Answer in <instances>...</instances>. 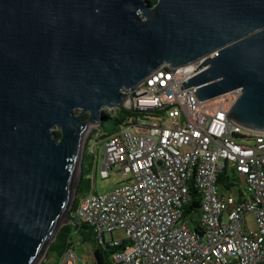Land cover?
<instances>
[{
  "label": "water",
  "instance_id": "water-1",
  "mask_svg": "<svg viewBox=\"0 0 264 264\" xmlns=\"http://www.w3.org/2000/svg\"><path fill=\"white\" fill-rule=\"evenodd\" d=\"M196 61L183 88L239 89L228 117L264 133V0H0V264L47 254L105 109Z\"/></svg>",
  "mask_w": 264,
  "mask_h": 264
},
{
  "label": "built area",
  "instance_id": "built-area-1",
  "mask_svg": "<svg viewBox=\"0 0 264 264\" xmlns=\"http://www.w3.org/2000/svg\"><path fill=\"white\" fill-rule=\"evenodd\" d=\"M199 63L158 67L120 105L146 114L127 120L131 130L96 139L100 169L94 149L91 186L71 217L92 226L98 243L123 230L124 238L107 242L121 246L114 264H264V133L228 117L239 89L203 101L195 86L183 88ZM113 172L124 182L94 192L96 176ZM224 174L239 186L237 198L234 186L220 187ZM194 200L196 211L188 209ZM248 213L255 229L246 230ZM71 249L58 264H76Z\"/></svg>",
  "mask_w": 264,
  "mask_h": 264
},
{
  "label": "trees",
  "instance_id": "trees-1",
  "mask_svg": "<svg viewBox=\"0 0 264 264\" xmlns=\"http://www.w3.org/2000/svg\"><path fill=\"white\" fill-rule=\"evenodd\" d=\"M156 0H151L152 3H154ZM120 113L112 115L110 112H105V117L102 122V124H111V128L109 130H106L105 132H102L100 130V138H104L110 134H113L116 130H119L122 126H124L127 123V120L130 119L133 115L138 116H144L146 113L142 110H136L134 108L127 109L126 107L120 106L119 107ZM83 117H86V114L83 115ZM101 124V125H102ZM99 129V128H98ZM56 135H59V132L55 130ZM91 135V134H90ZM88 136V138L90 137ZM87 144L88 140L86 141V144H84L83 149V159H82V173L80 174V177L78 179L77 183V189H76V196L74 199V202L71 204V209L69 212V219L66 224H62L57 232L55 234L54 239L50 243L49 249L47 250V256L46 260L42 264H47L48 256L50 254H55L56 259L55 261L49 263V264H58V259L62 254L67 250L72 248V242L70 240V235L77 231V233L81 236L82 240H90L95 244V248L92 251L94 263L95 264H114V261L112 259V253L119 249L120 245H110L107 242L98 243L95 239V233L92 228V226L86 224V223H78L77 220H75L73 217H71L72 211L76 208L77 204L80 203L81 199L86 195L87 191L89 190L91 186V178L89 177V174L91 172V159L93 158V154L89 153L87 150ZM229 176L222 175V179L219 182L220 187H225V185H231L236 186V184H232L230 181ZM197 191H192V194H196ZM198 208L197 200L192 203V206H189L188 209H193L196 211ZM196 230H199V226H195Z\"/></svg>",
  "mask_w": 264,
  "mask_h": 264
},
{
  "label": "rangeland",
  "instance_id": "rangeland-1",
  "mask_svg": "<svg viewBox=\"0 0 264 264\" xmlns=\"http://www.w3.org/2000/svg\"><path fill=\"white\" fill-rule=\"evenodd\" d=\"M106 112H110L112 115L120 113L119 107L116 108H106L105 109ZM166 117H161V119H165ZM111 128V124H102L100 125L99 129H94L91 132V135L88 139V144H87V150L89 153H92V151H95L98 153V160H96L97 162V170L99 171L100 169V163L102 160V153H103V143L102 142H98L96 143V139L99 136V131L105 132L106 130H109ZM123 131H128L131 130V128H126L122 126ZM251 142V141H250ZM92 172H90L89 177L92 178ZM123 177L120 175H117L116 173H112L111 175L105 177V178H101L98 175L96 176V179L93 181L94 183V187L95 190L94 192H96L97 194H102L105 193L107 191H111L114 190L116 187L120 186L124 181H123ZM239 186H234L230 195L234 198H237V196L239 195ZM227 193H229V191H227ZM246 222L247 225H245L246 230H252L255 229L257 224L255 222V218L254 215L252 213H248L246 215ZM70 240L72 242V249L71 252L73 253V256L76 260V264H95L94 263V258H93V254L92 251L95 248V244L90 241V240H85L83 241L81 236L77 233V231H74L71 235H70ZM125 234L123 232L122 229H117L115 231H113L112 235L110 233H106L104 235L105 240L107 242L110 241L111 237L115 240H119L124 238ZM46 256L44 257H40L39 263L37 264H42L45 260H46ZM56 259V255L55 254H50L48 256V261L47 264L55 261Z\"/></svg>",
  "mask_w": 264,
  "mask_h": 264
}]
</instances>
